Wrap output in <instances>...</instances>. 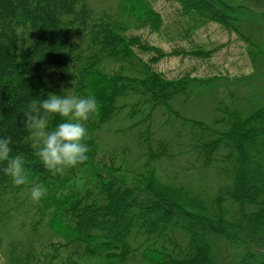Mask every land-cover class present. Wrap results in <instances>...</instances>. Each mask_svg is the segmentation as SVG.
Here are the masks:
<instances>
[{"label": "trees", "instance_id": "1", "mask_svg": "<svg viewBox=\"0 0 264 264\" xmlns=\"http://www.w3.org/2000/svg\"><path fill=\"white\" fill-rule=\"evenodd\" d=\"M171 1L192 25L241 39L251 75L220 84L156 72L132 50L154 47L127 34L158 32L146 0H0V135L28 170L19 186L0 172L8 263L55 236L65 264H264V24L243 18L240 0ZM50 92L99 104L88 159L62 175L34 155L20 112ZM206 99L208 119L185 114ZM101 155L114 164L101 169ZM33 183L46 187L39 201Z\"/></svg>", "mask_w": 264, "mask_h": 264}, {"label": "rangeland", "instance_id": "2", "mask_svg": "<svg viewBox=\"0 0 264 264\" xmlns=\"http://www.w3.org/2000/svg\"><path fill=\"white\" fill-rule=\"evenodd\" d=\"M146 2L150 10L159 16L161 24L158 32L131 28L127 34L136 36L141 43H146V46L154 47L153 50L145 51L134 46L132 50L145 62L157 61L152 64L153 69L166 79H176L188 74L201 79L216 78L220 84H224L230 83L234 78L251 75L252 69L245 51L246 45L234 33H229L212 22L202 27L192 25L188 21L189 16L182 14L177 4L171 0H146ZM239 4L246 7L244 8L246 12L241 14L243 18L264 24V3L240 0L233 5L240 6ZM249 86L255 87L256 81ZM258 87L264 90V81L262 86ZM202 103L208 105L193 109L195 107L192 103V107L187 109L185 114L208 119L211 110L210 100H203ZM96 158L101 169H105L107 164L109 166L114 164V159L108 156L101 155ZM22 223L26 226L27 220ZM58 240L59 237L54 236L52 244H34L31 248L33 250L31 256L23 264H65L66 252L68 253L69 250L59 248ZM0 264H10L1 253Z\"/></svg>", "mask_w": 264, "mask_h": 264}, {"label": "clouds", "instance_id": "3", "mask_svg": "<svg viewBox=\"0 0 264 264\" xmlns=\"http://www.w3.org/2000/svg\"><path fill=\"white\" fill-rule=\"evenodd\" d=\"M26 127V141L42 166L53 175L63 174L88 159V129L86 123L95 119L99 104L94 96L50 92L45 97L31 98L21 109ZM61 118L52 126L51 121ZM10 135H0V172L11 178L14 185L27 181L25 157L13 154ZM30 197L39 201L46 195L42 183L30 186Z\"/></svg>", "mask_w": 264, "mask_h": 264}]
</instances>
